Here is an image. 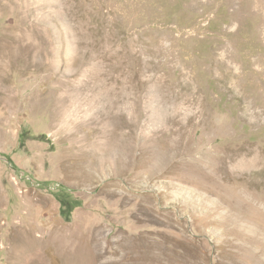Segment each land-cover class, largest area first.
Here are the masks:
<instances>
[{
	"label": "rangeland",
	"instance_id": "1",
	"mask_svg": "<svg viewBox=\"0 0 264 264\" xmlns=\"http://www.w3.org/2000/svg\"><path fill=\"white\" fill-rule=\"evenodd\" d=\"M69 263L264 264V0H0V264Z\"/></svg>",
	"mask_w": 264,
	"mask_h": 264
},
{
	"label": "trees",
	"instance_id": "2",
	"mask_svg": "<svg viewBox=\"0 0 264 264\" xmlns=\"http://www.w3.org/2000/svg\"><path fill=\"white\" fill-rule=\"evenodd\" d=\"M60 202L62 203V206L66 208V209L63 208L62 214H65V215L68 214V212L72 209V208H69L70 204H71V201L70 200H61L60 199Z\"/></svg>",
	"mask_w": 264,
	"mask_h": 264
},
{
	"label": "bare ground",
	"instance_id": "3",
	"mask_svg": "<svg viewBox=\"0 0 264 264\" xmlns=\"http://www.w3.org/2000/svg\"><path fill=\"white\" fill-rule=\"evenodd\" d=\"M32 1H33V0H32ZM32 3H33V2H32ZM29 4H30V3H29ZM53 5H54V4H53ZM245 156H246V154H245ZM178 157H179V156H178ZM177 159H178V158H177ZM174 160H175V159H174ZM175 162H176V161H175ZM172 163H173V162H172ZM178 163H179V162H178ZM175 164H176V163H175ZM173 165H174V164H173ZM178 165H179V164H178ZM178 165H177V166H178ZM254 165H255V161H253V160L251 159L250 161H248L247 163H245L242 167H243V168H245V167H249V168H250V167H252V166H254ZM174 167H175V165H174ZM256 167H257V166H256ZM20 243H21V242H20ZM20 243H19V244H20ZM26 243H27V242H26ZM26 243H25V244H26ZM17 245H18V244H17ZM25 246H26V245H25ZM36 246H37V245H36ZM40 252H41V251H40ZM40 252H39V253H40ZM24 259H25V258H24ZM72 260H73V259H72ZM22 261H23V260H22ZM70 261H71V260H70ZM25 262H26V261H25ZM27 262H28V260H27ZM21 263H22V262H21ZM79 263H80V262H79ZM69 264H70V263H69Z\"/></svg>",
	"mask_w": 264,
	"mask_h": 264
}]
</instances>
